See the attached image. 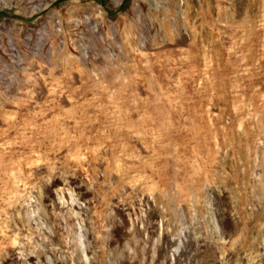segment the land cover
I'll list each match as a JSON object with an SVG mask.
<instances>
[{
    "label": "rangeland",
    "instance_id": "obj_1",
    "mask_svg": "<svg viewBox=\"0 0 264 264\" xmlns=\"http://www.w3.org/2000/svg\"><path fill=\"white\" fill-rule=\"evenodd\" d=\"M0 264H264V0H0Z\"/></svg>",
    "mask_w": 264,
    "mask_h": 264
}]
</instances>
